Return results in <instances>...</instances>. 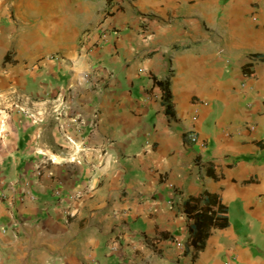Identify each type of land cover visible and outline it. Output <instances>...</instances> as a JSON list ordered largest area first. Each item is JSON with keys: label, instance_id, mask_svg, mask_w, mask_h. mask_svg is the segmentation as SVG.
Instances as JSON below:
<instances>
[{"label": "crops", "instance_id": "obj_1", "mask_svg": "<svg viewBox=\"0 0 264 264\" xmlns=\"http://www.w3.org/2000/svg\"><path fill=\"white\" fill-rule=\"evenodd\" d=\"M60 1L0 0V264H264V0H135L104 41Z\"/></svg>", "mask_w": 264, "mask_h": 264}, {"label": "trees", "instance_id": "obj_2", "mask_svg": "<svg viewBox=\"0 0 264 264\" xmlns=\"http://www.w3.org/2000/svg\"><path fill=\"white\" fill-rule=\"evenodd\" d=\"M214 197L204 193L201 198H189L183 203L185 214L193 221L189 227V243L195 250H201L210 228H224L227 226L226 212L217 205L209 207ZM204 205L199 207L200 201Z\"/></svg>", "mask_w": 264, "mask_h": 264}, {"label": "rangeland", "instance_id": "obj_3", "mask_svg": "<svg viewBox=\"0 0 264 264\" xmlns=\"http://www.w3.org/2000/svg\"><path fill=\"white\" fill-rule=\"evenodd\" d=\"M135 0H74L69 5L77 6L79 13V19H82L84 31H90L92 29H102L107 31L103 27H112V23L117 21V18L129 12L127 5ZM61 5L68 6L64 0L60 1ZM109 23V24H108Z\"/></svg>", "mask_w": 264, "mask_h": 264}, {"label": "built area", "instance_id": "obj_4", "mask_svg": "<svg viewBox=\"0 0 264 264\" xmlns=\"http://www.w3.org/2000/svg\"><path fill=\"white\" fill-rule=\"evenodd\" d=\"M100 33H101V35H100V40H101V41L106 40V38H107V32L101 30ZM202 104H205V103H202ZM188 140H189L190 142H196L197 139H196V136H195V135L191 134V135L188 137ZM201 146L204 147L203 144H201ZM84 193H85L84 190H75V191L70 195V199H72V200H79V199L82 198V196H83ZM1 232H2V233H6V229L3 228V229L1 230ZM111 249H112V248H111Z\"/></svg>", "mask_w": 264, "mask_h": 264}]
</instances>
